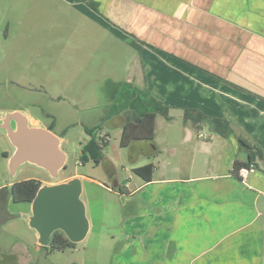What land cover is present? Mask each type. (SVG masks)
Returning a JSON list of instances; mask_svg holds the SVG:
<instances>
[{
	"label": "crops",
	"instance_id": "crops-1",
	"mask_svg": "<svg viewBox=\"0 0 264 264\" xmlns=\"http://www.w3.org/2000/svg\"><path fill=\"white\" fill-rule=\"evenodd\" d=\"M62 1L139 51V73L120 83L102 121L119 120L121 147L145 143L150 150L130 156L124 184L104 154L103 180L79 172L66 177L102 185L108 178L114 187L107 189L128 206L117 264H264V0H92L98 11L87 0ZM155 101L168 107L167 116L154 110ZM186 108L226 119L231 132L218 134L207 121L178 125L172 114ZM193 127L197 136L203 127L209 132L193 139ZM90 128L97 137L107 133L109 143L102 126ZM240 139L257 149L255 171L245 179L231 173L235 161H248ZM142 155L147 161L138 162ZM149 163L150 180L134 173ZM23 237L7 245L2 239V258L42 264L43 254L68 252L43 247L34 231Z\"/></svg>",
	"mask_w": 264,
	"mask_h": 264
},
{
	"label": "rangeland",
	"instance_id": "rangeland-1",
	"mask_svg": "<svg viewBox=\"0 0 264 264\" xmlns=\"http://www.w3.org/2000/svg\"><path fill=\"white\" fill-rule=\"evenodd\" d=\"M138 52L71 1L0 0V111H26L47 128L52 127L67 155L57 180H65L75 172L103 180L98 176L106 174L105 162H80L82 146L89 138L85 128L90 126H102L109 132V143L102 152L114 162L123 184L132 175L130 156L150 150L145 143L140 148L121 147L120 130L115 125L119 120L113 119L109 125L102 121L108 107L121 94L120 83L139 73ZM183 112L172 114L181 126L185 121ZM203 132L208 133V128L203 127ZM192 133L193 139L198 137L194 127ZM159 136L164 137L162 130ZM11 150L0 129V221H8L0 227V241L4 239L6 245L34 231L23 216L8 219L11 213L30 208L29 202L12 201L10 185L27 178L52 180L43 168L30 163L20 165L11 174ZM143 161H147L146 155L138 162ZM131 178L139 179L134 175ZM102 182L104 185L82 181L81 199L89 220L85 238L73 249H67L66 254H43L42 264H117L115 252L123 242L117 243L116 239L128 206H121L118 194L107 189L114 187L108 178ZM136 197L130 206L136 205ZM0 264L18 262L8 255L2 258L0 252Z\"/></svg>",
	"mask_w": 264,
	"mask_h": 264
},
{
	"label": "water",
	"instance_id": "water-1",
	"mask_svg": "<svg viewBox=\"0 0 264 264\" xmlns=\"http://www.w3.org/2000/svg\"><path fill=\"white\" fill-rule=\"evenodd\" d=\"M0 129L12 147L8 156L11 174L20 165L30 163L43 168L52 178L50 182H41L29 202V213L22 215L34 230L37 242L49 246L55 231H61L75 244L84 239L89 220L81 199L82 180L79 176L57 180L67 158L61 138L26 111H0Z\"/></svg>",
	"mask_w": 264,
	"mask_h": 264
},
{
	"label": "trees",
	"instance_id": "trees-1",
	"mask_svg": "<svg viewBox=\"0 0 264 264\" xmlns=\"http://www.w3.org/2000/svg\"><path fill=\"white\" fill-rule=\"evenodd\" d=\"M87 3L93 8L94 10L98 11V2L87 0ZM200 68V67H199ZM202 69V68H200ZM204 72L206 70L202 69ZM224 82L240 89L245 90L242 87L227 81L226 79H221ZM154 110L162 113L164 116H167L168 107L163 105L159 101H155L154 103ZM185 119H191L195 122L207 121L211 123L214 130L221 135H227L231 132V128L229 126V122L226 119L214 117V116H207L203 114L201 111H198L194 108H186L183 112ZM153 116L151 115V120ZM152 124V121H151ZM87 134H89L88 141L82 146L81 155H80V162L84 163L91 160L95 165L99 164L104 156H103V148L107 145L108 139H104L101 136H96L95 132L96 129L85 128ZM125 137V132L123 130L122 139ZM242 145H244L249 150V157L247 162H239L235 161L233 163V168L231 173L234 176H237V171L240 167L246 166L252 163V159L254 158V153L257 150L254 146L247 144L244 140L240 139ZM123 145V141H121ZM252 154V155H251ZM152 165L145 164L143 166L134 168V173L138 174L145 180H150L151 176ZM41 181L34 178H27L23 180H19L13 182L9 187V193L12 201L14 202H30L34 197L38 187L40 186ZM48 248L51 251H64L67 249H73L75 247V243L69 241L61 231H55L50 237L49 246H43Z\"/></svg>",
	"mask_w": 264,
	"mask_h": 264
},
{
	"label": "built area",
	"instance_id": "built-area-1",
	"mask_svg": "<svg viewBox=\"0 0 264 264\" xmlns=\"http://www.w3.org/2000/svg\"><path fill=\"white\" fill-rule=\"evenodd\" d=\"M99 136L103 137L105 140L108 139V135L107 133H101L99 134ZM198 136L201 137L203 136V134L201 132H198ZM255 171V166L254 164L250 163L246 166H242L238 169L237 171V177H239L240 179H245L249 173Z\"/></svg>",
	"mask_w": 264,
	"mask_h": 264
},
{
	"label": "flooded vegetation",
	"instance_id": "flooded-vegetation-1",
	"mask_svg": "<svg viewBox=\"0 0 264 264\" xmlns=\"http://www.w3.org/2000/svg\"><path fill=\"white\" fill-rule=\"evenodd\" d=\"M48 128L51 130L52 129V127L51 126H48Z\"/></svg>",
	"mask_w": 264,
	"mask_h": 264
}]
</instances>
